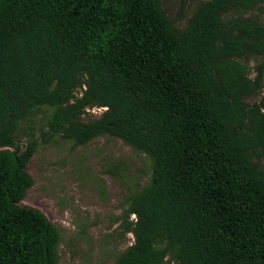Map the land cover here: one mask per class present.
<instances>
[{
	"label": "trees",
	"instance_id": "obj_1",
	"mask_svg": "<svg viewBox=\"0 0 264 264\" xmlns=\"http://www.w3.org/2000/svg\"><path fill=\"white\" fill-rule=\"evenodd\" d=\"M159 1L0 0V264L58 261L60 231L18 205L40 146L18 126L40 108L43 143L107 136L151 161L113 264H264V95L246 102L264 24L233 15L264 0H207L181 30Z\"/></svg>",
	"mask_w": 264,
	"mask_h": 264
},
{
	"label": "rangeland",
	"instance_id": "obj_2",
	"mask_svg": "<svg viewBox=\"0 0 264 264\" xmlns=\"http://www.w3.org/2000/svg\"><path fill=\"white\" fill-rule=\"evenodd\" d=\"M207 0H160V6L174 27L181 30L199 4ZM234 16L249 17L264 24V4L240 10ZM264 58H253L249 73ZM81 92L77 91L76 96ZM264 95L247 99L252 104ZM86 120L97 118L101 109L87 111ZM47 108L35 109L18 126L17 139L40 143L26 170L33 179L24 206L41 211L60 231L56 264H113L132 242L120 226L128 199L149 179V157L117 138L103 136L85 146L54 137L41 142L50 116ZM129 220H134L131 216Z\"/></svg>",
	"mask_w": 264,
	"mask_h": 264
},
{
	"label": "water",
	"instance_id": "obj_3",
	"mask_svg": "<svg viewBox=\"0 0 264 264\" xmlns=\"http://www.w3.org/2000/svg\"><path fill=\"white\" fill-rule=\"evenodd\" d=\"M18 205H20V206H24L22 203H19Z\"/></svg>",
	"mask_w": 264,
	"mask_h": 264
}]
</instances>
